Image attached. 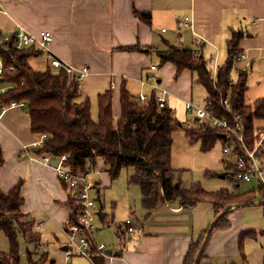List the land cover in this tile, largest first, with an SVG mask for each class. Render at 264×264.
<instances>
[{
    "label": "crops",
    "instance_id": "0c3cea01",
    "mask_svg": "<svg viewBox=\"0 0 264 264\" xmlns=\"http://www.w3.org/2000/svg\"><path fill=\"white\" fill-rule=\"evenodd\" d=\"M138 12L150 13L151 19L141 18ZM187 16L188 23L180 25ZM18 25L37 36L43 31L51 33L50 52L42 53L48 66L54 55L77 68L89 67L81 90L83 96L91 98L94 116L99 95L109 89L113 90L114 112L119 116L125 86L136 97L141 91L150 96L157 89L167 88V107L179 119L180 104L186 112L192 111L187 103L193 102L199 82L190 69L178 73L174 63L161 64L156 51L171 46L195 49L215 75L227 59L228 40L234 30L243 32V57L235 63L234 80L239 70L247 68L258 74L260 84L264 82V0H0V33L11 32ZM137 45L143 49H134ZM205 99L207 102V96ZM191 115L188 125L197 120L192 112ZM39 135L32 130L26 104L15 103L2 111L0 152L5 162L0 166V187L8 192L23 183L22 211L26 218L35 219L40 233L35 253H46L48 260L46 245L52 241L62 242V250L69 248L67 228L76 219L71 203L76 198L55 168L34 162L25 154L26 150L42 154L32 146ZM92 169L98 175L101 170L107 172L108 165L98 158ZM106 175V184L114 181L109 171ZM102 190L95 184L94 196L100 201ZM116 200L112 215L105 212L103 204V215L99 212L104 226L114 224V233L107 239L112 255L75 256L68 258L67 264H185L191 244L216 215L210 200L190 206L179 199L160 197L151 209L143 203L128 205L127 214L119 217L114 208ZM231 210L230 227L217 229L211 235L201 264H227L236 257L243 260L242 264H264V204ZM128 218H134L136 229L120 246L121 224ZM244 230H252L254 235L247 236L241 248L239 238Z\"/></svg>",
    "mask_w": 264,
    "mask_h": 264
},
{
    "label": "trees",
    "instance_id": "16d2710c",
    "mask_svg": "<svg viewBox=\"0 0 264 264\" xmlns=\"http://www.w3.org/2000/svg\"><path fill=\"white\" fill-rule=\"evenodd\" d=\"M138 15L148 21L151 19L150 13L138 12ZM1 36L2 33L0 57L3 70L0 79L3 78L2 83L8 86L5 92L0 91V108L9 107L13 103L26 104L32 130L37 134L50 135L40 150L42 153L67 154L69 157L66 163L72 171L81 174H88L97 159L102 158L113 180L119 177L124 168L133 167L134 173L129 177V182L140 185L142 202L149 209L154 207L160 197L166 200L179 199L190 206L210 200L216 214L229 204L264 199L263 187L260 192L251 189L239 194L228 188L208 191L200 183L186 188L182 185L181 177L177 176V169L172 165L176 129L183 127L190 142H200L204 151L210 150L218 139L225 141L226 130L199 120L185 125L174 117L170 108L158 107L155 92L143 103L139 96L133 95L125 86L121 91L119 116L114 112L112 89L99 95L94 116L92 100L83 96L80 80L65 69L56 70L48 66L44 71L35 70L30 59L44 51L36 46L18 49L12 43L3 41ZM242 36L240 30L233 31L228 40L227 59L215 75L204 56L199 55L195 49L171 46L156 53L161 64L168 61L174 63L178 73L184 69L195 73L196 81L207 89V107L212 108L215 115L226 117L233 123L234 114H240L247 144L253 146L255 130L263 125L258 122L264 120V98L253 103L247 102L249 69L239 70L237 80L233 78L235 63L243 52L240 47ZM133 48L143 49L138 45ZM228 96L231 111L223 103ZM4 162L5 158L0 152V166ZM22 185L19 182L8 192L0 187V230L6 233L11 242L10 253L0 252V264H20V233L28 241L40 240L35 219L26 218L22 211L25 203ZM71 203L76 216L77 202L73 200ZM231 212L229 210L218 220L211 235L217 229L230 227L228 216ZM206 232L191 244L185 264H194ZM252 233V230L242 231L239 238L241 248L244 239L254 235ZM205 249L199 264L205 256ZM28 257L30 264H45L47 261L46 253H41L36 259L33 252H29Z\"/></svg>",
    "mask_w": 264,
    "mask_h": 264
},
{
    "label": "built area",
    "instance_id": "2783aa9c",
    "mask_svg": "<svg viewBox=\"0 0 264 264\" xmlns=\"http://www.w3.org/2000/svg\"><path fill=\"white\" fill-rule=\"evenodd\" d=\"M189 17L180 20V25L184 26L188 23ZM2 40L12 43L18 49L36 46L46 53L50 52L49 44L52 41V35L49 31H43L40 36H37L28 31L24 26L18 25L13 31L2 33ZM243 55L239 56L238 60ZM49 66L56 70L65 69L74 75L78 80L82 81L90 70L88 66L77 68L59 58L52 56L49 61ZM3 70V62L0 57V77ZM115 85V83H113ZM7 89L0 90L5 92ZM169 90L167 88L157 89L155 97L159 108L167 106ZM139 99L145 103L149 99L148 94L141 91ZM229 96L223 100V103L231 111L229 106ZM15 104V103H13ZM12 104V105H13ZM0 118L2 111L6 107H1ZM187 108L195 112V117L201 122H207L209 125L217 128H222L227 131L226 140L224 141V153L227 156L233 157V162H228L227 165H233L231 169L223 176H227L233 182L240 185L242 181L251 182L256 179L262 185L264 184V125L259 126L255 130V139L253 146H249L246 141L245 127L242 116L238 113L234 114V122L226 117H219L210 107H202L189 101ZM50 138L47 133H42L39 138L33 142L32 146L39 151L44 146L45 142ZM28 147L27 145L25 146ZM32 161L48 164L56 169L60 179L74 193L78 208L76 209V221L71 223L67 228L69 239V248L66 250L68 256L82 254L89 258H102L111 256L105 243H97L94 239L95 224L89 218L90 213L100 212L98 198L92 192L95 190V184L89 181L87 174L77 173L71 170L66 163L67 154L55 155L49 153H34L31 154L26 150ZM120 230V246H124L131 234L136 229L134 218H128L121 224Z\"/></svg>",
    "mask_w": 264,
    "mask_h": 264
},
{
    "label": "rangeland",
    "instance_id": "374dc122",
    "mask_svg": "<svg viewBox=\"0 0 264 264\" xmlns=\"http://www.w3.org/2000/svg\"><path fill=\"white\" fill-rule=\"evenodd\" d=\"M44 53L46 52L44 51ZM221 61H223V59H221ZM31 63L34 69L38 71H44L48 67L47 59L43 54L31 58ZM235 77L236 76L234 75V78ZM259 81L261 82L262 80H260L258 74L255 71H250L248 75L249 88L246 94V99L250 103H253L259 98H264V82L260 84ZM7 86V84L0 83V90H4V88H6ZM206 96V87L201 83H197V85L195 86L193 103L196 105H201L202 107H207V102H205ZM183 107L184 106L180 104V108L178 109V116L179 119L185 123V125H188L189 123H191V112L193 113V115H195V112L190 110V112H186L185 108L183 109ZM258 123L264 125V120ZM228 162H233V157L227 156L224 153L223 139H218L216 144L210 150L204 151L201 148L200 142H190V138L186 135L183 127L178 128L174 131L172 165L177 169V176L179 175L181 177L182 185L184 187L190 188L194 183H200L208 191H217L221 188H228L229 190L237 194L246 192L253 188L256 189V192H260V188H264V184L262 185L256 179L252 180L251 182L242 181L240 185H238L227 176H223V174H226L229 169L233 167V165H227ZM107 172L101 170L98 172V175H96L93 174L94 169H92L87 174L89 181L103 188L100 193L102 201L98 199V205L100 208L103 204L105 212L112 215L114 211L113 201L114 199H117L116 201L118 202V204L114 206V208L116 209L117 216L122 217V215L124 216L127 214L128 205H132L135 207L140 206L143 203L142 189L140 185L132 184L129 182L130 175L134 173L133 167L124 168L117 179L112 182H108L110 184H106L104 182V179L106 181L104 175H106ZM106 176L108 178V175ZM98 181H100V184L97 183ZM106 193H108V196H106ZM92 194L95 195L96 191H93ZM104 198L105 200L103 202ZM89 218L96 226L94 232L95 240H97L98 243H105L107 247H109L110 245L109 242H107V239L111 237L112 233H114V229L111 228L114 226V224H111V226L105 224L104 226L103 221H101L100 214L93 211L90 213ZM94 218H96L97 221H94ZM125 220L126 219H124V221ZM18 238L21 252L20 264H30L28 257L29 252H33L35 258L38 259L39 253H35L37 249V243L28 241L22 233L19 234ZM43 246L45 247V245ZM46 246L48 248L47 250H49V258L47 262H45V264H67V259L75 256H84L87 258V256L82 254L68 256L66 250L61 249L63 246L62 242L52 241L49 246ZM10 251V239L3 230H0V252L8 254L10 253ZM231 259L232 261H228L227 264L243 263V260H238L239 257Z\"/></svg>",
    "mask_w": 264,
    "mask_h": 264
},
{
    "label": "water",
    "instance_id": "95a60500",
    "mask_svg": "<svg viewBox=\"0 0 264 264\" xmlns=\"http://www.w3.org/2000/svg\"><path fill=\"white\" fill-rule=\"evenodd\" d=\"M2 81H3V78L0 79V82H2ZM253 204L254 205H263L264 204V199H258V200L248 201V202H240V203L229 204L223 210H221L219 213H217L215 215V217L213 218V220L210 222V225H209V227L207 229L205 238H204V240H203V242L201 244V247L199 248V250H198V252L196 254L194 264H199L201 255H202L204 249L207 246V243H208V241L210 239V236H211V232L214 229V227H215L216 223L218 222V220L223 215H225L229 210H231L232 207L247 206V205H253ZM100 213L103 215L102 210H100Z\"/></svg>",
    "mask_w": 264,
    "mask_h": 264
}]
</instances>
